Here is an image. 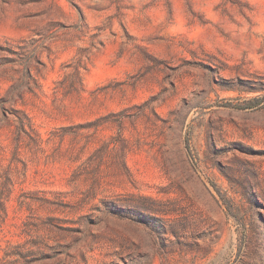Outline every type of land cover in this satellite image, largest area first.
I'll return each instance as SVG.
<instances>
[{"label":"rangeland","instance_id":"obj_1","mask_svg":"<svg viewBox=\"0 0 264 264\" xmlns=\"http://www.w3.org/2000/svg\"><path fill=\"white\" fill-rule=\"evenodd\" d=\"M0 197V257L264 264V0H0Z\"/></svg>","mask_w":264,"mask_h":264},{"label":"trees","instance_id":"obj_2","mask_svg":"<svg viewBox=\"0 0 264 264\" xmlns=\"http://www.w3.org/2000/svg\"><path fill=\"white\" fill-rule=\"evenodd\" d=\"M27 122V118H19L18 125L20 131L28 133V129H31ZM32 130V129H31ZM96 196L87 195L82 197L79 202L87 204L88 201L94 200ZM158 214V213H154ZM7 217V211L3 198L0 197V226ZM57 217H47L46 222H42L44 226L48 228H55L57 226ZM22 229V235L25 237L23 242H17L14 244H8L3 250V254L0 257V264H65L62 257H68L75 261V259L81 258V262L87 263V254L92 251L91 248L83 246L81 250L76 253H72V249L65 247L60 243L53 242L45 232V229L39 227L35 219L31 217V221L25 223ZM158 234L162 235L168 232V229L164 225L154 227ZM170 233H173L170 231Z\"/></svg>","mask_w":264,"mask_h":264}]
</instances>
